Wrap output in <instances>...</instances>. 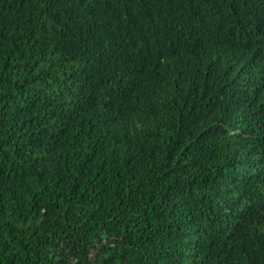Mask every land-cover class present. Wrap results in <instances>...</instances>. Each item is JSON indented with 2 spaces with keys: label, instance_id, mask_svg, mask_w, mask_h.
<instances>
[{
  "label": "trees",
  "instance_id": "trees-1",
  "mask_svg": "<svg viewBox=\"0 0 264 264\" xmlns=\"http://www.w3.org/2000/svg\"><path fill=\"white\" fill-rule=\"evenodd\" d=\"M0 264H264V0H0Z\"/></svg>",
  "mask_w": 264,
  "mask_h": 264
}]
</instances>
